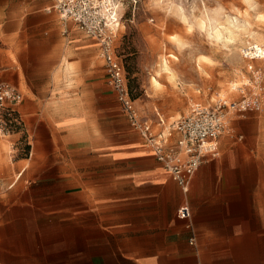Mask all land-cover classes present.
Returning <instances> with one entry per match:
<instances>
[{
	"label": "crops",
	"instance_id": "1",
	"mask_svg": "<svg viewBox=\"0 0 264 264\" xmlns=\"http://www.w3.org/2000/svg\"><path fill=\"white\" fill-rule=\"evenodd\" d=\"M51 4L0 0V25L18 26L17 31L5 30L4 40L35 42L19 53L33 58V68L47 82V95L32 92L24 101L16 84L0 78L20 92V114L24 102L31 115L73 126L80 117L89 119L86 113L92 114L93 105L98 109L102 94H113L115 100L116 95L104 66L101 84L92 68L99 57L97 44H85L89 40L78 32L63 37L62 51L46 43L41 21L53 18ZM29 15L40 17L28 24ZM27 25L33 27L30 35L21 29ZM63 60L75 67V74H67ZM63 68L65 76L57 72ZM79 78L83 84L66 86ZM83 92L90 96L84 101L92 110L68 108ZM119 112L128 124L120 107ZM229 127L220 137L218 155L209 154L201 163L187 192L140 136L131 143L129 136L116 139L112 129L105 137L92 133L88 143L74 148L55 145L53 157L36 151L23 167L25 182L49 186L42 188V199L59 203L47 209L0 208V264H264V101L259 110L232 116ZM175 138L173 134L170 140ZM13 244H32L45 261L20 256Z\"/></svg>",
	"mask_w": 264,
	"mask_h": 264
},
{
	"label": "rangeland",
	"instance_id": "2",
	"mask_svg": "<svg viewBox=\"0 0 264 264\" xmlns=\"http://www.w3.org/2000/svg\"><path fill=\"white\" fill-rule=\"evenodd\" d=\"M110 1L120 18L115 52L123 63L134 105L152 122H156L157 114L168 122L185 114L193 101L209 104L220 97L235 96L231 91L232 83L240 84L248 76L247 61L241 57L240 49L249 43L264 45V0H103L105 9L112 7ZM49 11H52L53 18L41 21V35L47 38L50 48L62 51L63 37L70 32H78L84 40H89L85 44L96 46V41L84 36L70 20L65 22L56 11ZM37 17L40 15L34 18L29 15L27 23ZM233 18L240 24L236 29L231 28ZM12 27L18 30V26L0 25L1 78L16 84L24 101L33 96L32 92L44 97L48 93L46 88L43 89L47 83L45 78L33 68L32 57L19 53L20 48L36 46L35 42L25 38L21 41L4 40V31ZM32 28L29 25L21 27L28 35L33 33ZM216 29L222 38L214 36ZM66 56L72 59L76 55ZM162 58L167 60V69H160ZM63 61L68 64L67 74H75V67L67 60ZM102 67L103 60L97 57L92 68L98 72L100 84ZM57 72L65 76L64 68ZM151 77H156L159 85H151ZM67 83L66 86L74 88L83 84V79ZM84 89L89 90L88 87ZM102 95L104 97H100L96 104L98 109L93 105L92 114L86 113L89 119L80 117V121L75 120L78 124L73 126L31 115L22 103L21 129L10 134L0 133V208L47 209L59 203L58 200L42 199V188L49 186L25 182L23 167L38 155L36 151L40 156L53 157L51 150L55 145L74 148L76 144L88 143L85 139L92 133L105 137L112 129L116 139L129 136L131 143L137 142L139 135L120 114L114 95ZM76 96L72 99L73 106L68 108L77 107L82 113L92 110L84 101L90 97L88 93ZM29 190L39 192L32 194ZM36 197L39 200H35ZM72 201L68 200V203ZM13 245V250L20 256H36L41 263L45 261L43 252L37 253L32 244Z\"/></svg>",
	"mask_w": 264,
	"mask_h": 264
},
{
	"label": "built area",
	"instance_id": "3",
	"mask_svg": "<svg viewBox=\"0 0 264 264\" xmlns=\"http://www.w3.org/2000/svg\"><path fill=\"white\" fill-rule=\"evenodd\" d=\"M51 2L49 10L56 11L62 20H71L78 30L96 41L106 82L114 90L121 112L184 192L188 191L193 174L208 155H218L220 137L228 132L231 117L261 108L264 101V45L249 43L240 49L241 57L247 61L248 76L232 86L235 96L220 97L209 104L193 101L185 114L170 122L159 114L156 122H152L134 105L123 63L115 52L114 42L120 24L116 11L105 9L103 0ZM20 99L18 89L0 78V133L10 134L21 129L23 119L17 108ZM173 134L176 138L171 141Z\"/></svg>",
	"mask_w": 264,
	"mask_h": 264
},
{
	"label": "bare ground",
	"instance_id": "4",
	"mask_svg": "<svg viewBox=\"0 0 264 264\" xmlns=\"http://www.w3.org/2000/svg\"><path fill=\"white\" fill-rule=\"evenodd\" d=\"M110 5L112 6V7H110V12H112V11H114V6L115 5H113L112 4V2L110 1ZM106 7H107V5H106ZM107 9H109V8H107ZM69 20V19H68ZM233 21H234V18H233ZM229 23V22H228ZM240 26V24L238 23V21L237 20H235L234 21V23L232 22V26H231V28L233 27V28H238ZM220 27V26H219ZM223 28V27H222ZM226 28V27H225ZM224 28V29H225ZM215 32H214V36L216 37V38H222V35H221V33H220V31L219 30H214ZM229 32V31H228ZM160 69H167V60L165 59V58H162V61H161V65H160ZM155 85V86H157V85H159V82L157 81V79H156V77H151V85Z\"/></svg>",
	"mask_w": 264,
	"mask_h": 264
}]
</instances>
